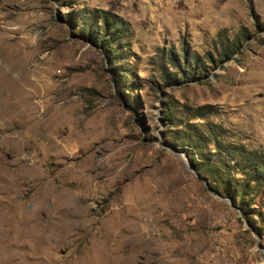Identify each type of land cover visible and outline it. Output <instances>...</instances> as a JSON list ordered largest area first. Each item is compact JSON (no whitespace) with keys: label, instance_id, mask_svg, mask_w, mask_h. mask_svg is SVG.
Segmentation results:
<instances>
[{"label":"rangeland","instance_id":"obj_1","mask_svg":"<svg viewBox=\"0 0 264 264\" xmlns=\"http://www.w3.org/2000/svg\"><path fill=\"white\" fill-rule=\"evenodd\" d=\"M96 10L123 44L82 33ZM235 146L264 154V0H0L11 264H264V184L203 171Z\"/></svg>","mask_w":264,"mask_h":264},{"label":"trees","instance_id":"obj_2","mask_svg":"<svg viewBox=\"0 0 264 264\" xmlns=\"http://www.w3.org/2000/svg\"><path fill=\"white\" fill-rule=\"evenodd\" d=\"M82 17V19L78 18L80 21H84L81 26L82 33H88L89 38L93 37L94 40L96 42H100V44L103 45L106 50L111 49L117 43L123 44L126 29L124 28V23L119 19L118 16L106 11L96 10L94 12H91L89 15H85ZM93 29L97 30L92 32ZM98 30H102V32H99ZM239 44L240 42L235 40L229 47V50L227 51L228 54H232V52L234 53ZM168 58L171 63H178L176 64V68H178V70L184 77L192 75L193 78H196L198 73L202 74L204 65L199 67L200 64L197 60L188 61V58L185 57L184 61L182 62V66L180 60L178 62V58L173 57L172 54H170ZM218 133L219 131H214V134ZM201 142L202 138L200 137L195 138V142H191L194 150L201 149V146L199 145ZM244 151L246 150L236 148V146L228 147L226 151L221 152L220 160L214 161L213 163L209 164L204 168L203 171L209 173L210 170L214 167L227 169L233 165L246 173L250 177L252 182L264 184V154L257 151L246 153ZM225 152L226 154L224 155L223 153ZM234 156L237 157V162L235 164H233ZM192 163L194 166L201 165V162H197L195 158H192ZM230 184L234 187V189H236L234 183L230 182ZM236 191H238L237 196L240 197L241 200L245 199L246 192L244 187H241L240 189L237 188Z\"/></svg>","mask_w":264,"mask_h":264},{"label":"bare ground","instance_id":"obj_3","mask_svg":"<svg viewBox=\"0 0 264 264\" xmlns=\"http://www.w3.org/2000/svg\"><path fill=\"white\" fill-rule=\"evenodd\" d=\"M1 174L7 176L2 168L0 169V177H4L1 176ZM10 207L12 208V205H10ZM14 224L13 217H9L7 213H0V264H11L12 262L11 246L7 243L9 239L8 237H10L11 232L13 231ZM3 240H6V243H3Z\"/></svg>","mask_w":264,"mask_h":264}]
</instances>
